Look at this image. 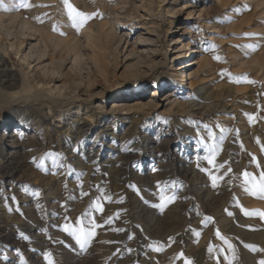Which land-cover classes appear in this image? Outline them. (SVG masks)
I'll return each instance as SVG.
<instances>
[{
	"label": "rangeland",
	"instance_id": "1",
	"mask_svg": "<svg viewBox=\"0 0 264 264\" xmlns=\"http://www.w3.org/2000/svg\"><path fill=\"white\" fill-rule=\"evenodd\" d=\"M124 2L128 11L143 16L127 21L113 15L121 41L100 37L101 45L116 48L99 59L110 84L94 68L79 75L70 55L62 69H50L57 77L50 86L66 90L72 81L89 77V90L80 85L76 99L59 100L54 91L35 104L16 101L13 92L20 88L25 63L0 53V164L11 153L15 166L11 175L7 167L0 170V264H47L45 253L54 264H229L233 253L220 236L236 250L232 264H258L264 251L245 245L264 249V219L245 211L264 212V198L245 190L242 174L259 176L253 156L264 168V69L245 62L260 49L259 8L248 0H150L149 17L142 0ZM185 2L189 6L183 7ZM139 34L152 41H136ZM146 48L155 53L145 57ZM81 50L88 61L90 45L82 43ZM200 57L211 63L202 81L169 84L168 70ZM32 68L47 71L43 63L31 62ZM162 82L165 87H156ZM138 90L150 107L110 111L112 100L125 93L130 101L138 99ZM188 99L197 103L192 110L170 106ZM201 108L212 112L201 115ZM205 124L216 133L214 141ZM210 143L217 147L212 165L205 159ZM210 173L218 177L216 187ZM162 196L175 199L161 209ZM98 197L111 198L101 199L102 213L93 203ZM91 218L101 227L82 252L63 226L78 227L79 220L88 227Z\"/></svg>",
	"mask_w": 264,
	"mask_h": 264
},
{
	"label": "bare ground",
	"instance_id": "2",
	"mask_svg": "<svg viewBox=\"0 0 264 264\" xmlns=\"http://www.w3.org/2000/svg\"><path fill=\"white\" fill-rule=\"evenodd\" d=\"M69 1H71L70 3L79 11L88 14L98 13V15L88 20V22L83 27L77 30L72 26V21L68 15V11L63 3V0H28V3L31 5L29 8L15 7V5L18 4L20 0H3L4 7H0V53H7L9 55L13 53L14 55H18V58L25 63V65L20 64V88L13 92L16 101L19 100L29 104L31 101L39 100V98L44 99L46 92L51 93L54 91L59 100L63 101L67 96L71 95L76 99L79 97V94L76 91H78L80 85H82L83 91H88L92 83L87 75L83 76L85 77V80H80L78 83L72 81L67 90L66 88H63V86H50V82L57 78L56 77L53 79V77H51V75H54V72L50 69L55 68L58 69V71L59 69H62L65 62H67V55L71 56V65L76 66L79 75L82 76L84 70L88 72L94 68L98 73L101 74L106 84L111 83L110 80L104 76V63H100L99 59H105L106 57L113 55V52L116 50V48L114 47L112 50H110L108 46L101 45L99 40L102 38L100 37L102 34H104L106 37H111L112 43L114 40L118 42L121 41L122 37L117 34L116 28L110 20L113 15H119L120 18L122 15V17L126 18L125 20L127 21H131L137 17L140 18L143 15L137 14L138 12L134 13L128 11V9L124 6V0ZM248 1L253 5H256L255 7L259 8L260 11H258L260 12V18L264 22V0ZM142 3H144V12H146L149 17L152 16L154 12L151 8L150 0H142ZM187 6H189V2H185L183 7ZM120 11H122V14H120ZM120 20L121 19L119 18L115 19V21ZM259 32L260 34L262 33V37L258 42V45L260 46L259 52L245 62L254 64V66H257L260 70H262L264 69V28H260ZM61 33L65 34V36L63 37V34ZM137 36L138 37L136 41L138 42L147 43L152 41L148 36L143 37L141 34ZM26 41H28V51L23 52L22 46ZM171 41L174 42V39ZM84 42L87 45H90L92 49V55L91 58H88V61H86V56L81 50L82 43ZM182 47L187 48L188 45H182ZM147 50L148 51L146 52L148 55L145 57H151V55L155 53L152 49ZM131 51L133 52L134 50H130V52ZM191 51L192 49L188 48L187 54L189 55ZM140 54L142 53L140 52ZM181 55L182 54L179 53L175 55L174 58H178ZM142 58L143 57L139 55L137 60H141ZM31 62H34L35 64L43 63L44 68H47V71L39 72L36 71L37 69H29ZM150 65L155 64L151 63ZM193 66H195V68H192ZM185 67H190V69L182 70ZM210 67L211 63L207 59L201 57L197 59L190 58L184 62V65H181L180 67L178 66L176 69L168 70L169 76L173 78L170 79L171 82L169 84L175 87L177 85L183 87L185 84H188V86H194L202 81L204 76L207 75V70ZM251 67H253V65H251ZM177 69H179V71ZM31 73L33 74L30 75ZM4 76H6V74H4ZM158 86L165 87V83L162 82L159 85H156V87ZM168 86L169 85H167V87ZM153 91L154 92L152 93V96H155L158 92L155 90ZM142 96L143 90L135 91L134 97L138 99H133L130 101L129 95L125 93L121 95V99L111 101L110 111L113 113L125 111L142 112L151 106V103L148 101H141ZM55 101L50 100V102ZM181 104H184L186 108L190 110H192L195 105H197V103H195L193 100L188 99V101L184 103L173 101L171 102L170 106H180ZM210 111L211 109L202 110L201 108L198 113L205 115L210 114ZM41 118L42 120L45 119L43 117ZM19 122H23L20 124L22 126L26 124V122L22 119H20ZM243 126H247V124L244 123ZM19 138L23 137L20 136ZM245 143L248 145L247 141ZM23 146H25V144H22V147ZM51 149L52 148H50V150ZM0 151L4 152V148H2ZM11 156L12 154L8 153L6 163L0 164V170L5 167L11 170L10 174L8 175H11L12 171L15 170V166L14 168L11 166L13 163V158L10 159ZM21 158L22 157H20V159ZM22 160L24 162L25 157H23Z\"/></svg>",
	"mask_w": 264,
	"mask_h": 264
},
{
	"label": "snow or ice",
	"instance_id": "3",
	"mask_svg": "<svg viewBox=\"0 0 264 264\" xmlns=\"http://www.w3.org/2000/svg\"><path fill=\"white\" fill-rule=\"evenodd\" d=\"M63 3L65 5V7L67 8L68 11V15L72 21V26L74 28H76L77 30H79L81 27H83L88 20L94 18L96 15H98V13H84L82 11L77 10L71 3H69V0H63ZM31 5L28 3V0H20V2L18 4L15 5V7L17 8H29ZM0 7H4V3L3 0H0ZM63 34V33H61ZM245 35H255L253 33H245ZM212 48H214L215 46L212 45ZM247 47L255 49L256 47H258V45H248ZM215 59L219 60L220 57L216 56L214 57ZM248 83H254V81H247ZM250 119H252V117L250 116ZM217 127H219L217 125ZM204 131L207 134V137L214 141L216 139V133L212 130V128L205 124L204 125ZM223 131V129H221V132ZM198 136H199V132H198ZM222 139V137H221ZM200 142L204 143V138L200 137ZM259 142V141H258ZM208 152L211 154L207 157H205V159H207L208 163L210 165L214 164L215 161V154L217 151V147L214 143H210L206 145ZM264 150V149H262ZM252 162L255 163L256 167L258 169H261L259 172V176L257 177L256 175H254L253 173L249 172V171H244L243 172V178H244V184L246 185V191L253 195V196H257L259 198H264V168H262L260 162L257 160L256 157H252ZM218 167H222V165L218 166ZM229 171H231V169H229ZM211 175V179H212V186L216 187L217 186V179L218 177L215 175ZM38 195V193H37ZM84 195H87V193H84ZM5 199H9L7 197H5ZM10 199L15 200V197H11ZM101 199H108L110 200V197H98L93 203L94 206L96 208L97 211L99 212H103V207L101 204ZM175 199V196H169V197H161V204L159 205V207L161 209H163V207H165L167 204L171 203L173 200ZM246 215H259L262 219H264V212H260L259 210H252V211H245ZM87 215V214H86ZM207 219H211L210 217ZM78 227H72L70 224H65L63 226V230L65 232H67L70 236H72L75 240L76 245L78 246V248L83 252V251H87L88 246L90 245V243L92 242L93 238L96 236V229L101 227V225L97 224L95 221V218H91L87 221V224L89 225L88 227H84L81 223V221H77ZM106 223H111V218H109L108 221H106ZM117 231H122V229H116ZM197 235H199V233H197ZM217 236H220L219 232H217ZM131 238V237H129ZM220 239L225 240V243L228 244V248L229 250L233 253L232 255V259H229V264H232V260L236 259V250L234 248V246L228 242L226 240L225 237L220 236ZM246 247H248L251 251H264V249H257L254 245H245ZM156 251H161L162 248H155ZM209 251L211 252L212 249L209 248ZM180 256H183V253L180 254ZM45 259L47 260V264H54V260L52 259L51 253H45ZM21 264H25L24 261H21ZM185 264H192V262L190 260H185ZM258 264H264V259L259 260Z\"/></svg>",
	"mask_w": 264,
	"mask_h": 264
}]
</instances>
